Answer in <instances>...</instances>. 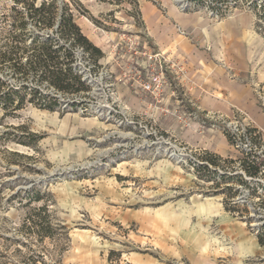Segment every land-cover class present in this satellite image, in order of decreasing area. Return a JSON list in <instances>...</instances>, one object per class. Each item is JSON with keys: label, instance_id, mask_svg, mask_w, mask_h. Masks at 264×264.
I'll use <instances>...</instances> for the list:
<instances>
[{"label": "rangeland", "instance_id": "obj_1", "mask_svg": "<svg viewBox=\"0 0 264 264\" xmlns=\"http://www.w3.org/2000/svg\"><path fill=\"white\" fill-rule=\"evenodd\" d=\"M75 1L76 23L103 53L95 60L75 49V72L87 76L81 79L84 90L57 91L0 67L9 87H37L55 98L53 110L26 103L14 117H2L0 109V264H194L191 258L197 264H264L261 243L255 255L230 263L231 241L221 228L226 217L259 241L250 230L255 219L249 212L264 205L233 204L237 192L226 187L223 175L207 165L198 172L190 168L194 158L233 171L243 157L233 152L216 156L212 164L209 153L169 129L175 120L197 119L198 112L183 102V112L169 108L156 115L159 110L145 108L137 94L128 99L116 87L119 81L129 88L134 80H146L154 69L148 55L160 52L166 58L164 45L173 36L194 37L216 58L246 61V80L257 87L264 115V0H202L201 8L185 11L174 0H137L136 9L127 1ZM215 1L224 8L217 18L202 8ZM10 4L0 0V35L5 32L1 15ZM47 33L57 35L52 29ZM164 87L179 96V75L165 73ZM101 95L112 117L94 109L102 104ZM236 112L201 117L224 121ZM244 116L264 143V128ZM216 127L222 123L202 122L198 128ZM12 136L33 145L17 144Z\"/></svg>", "mask_w": 264, "mask_h": 264}, {"label": "crops", "instance_id": "obj_2", "mask_svg": "<svg viewBox=\"0 0 264 264\" xmlns=\"http://www.w3.org/2000/svg\"><path fill=\"white\" fill-rule=\"evenodd\" d=\"M164 47L172 71L179 75L181 94L175 96V91L164 87L158 96H154L136 88L139 82L134 80L129 88L122 86L119 81L116 86L121 90L119 95L133 99L135 96L131 94H137L135 99L141 100L140 103L145 108L159 110L155 111L156 115L169 111V108L183 112L186 104L189 109L198 112L200 117L197 119L186 117V124L175 120L169 125L175 137L214 156L231 157L234 151L220 127L203 130L198 127L202 122L209 123L201 117L206 113L230 116L233 112L240 111L264 128V115L258 104L257 87L246 80L248 72L246 61L235 58L234 61L227 59L225 62L216 58L214 54L204 50L194 37L175 35ZM183 102L185 104H182ZM221 222V228L228 231L231 241L226 254L229 255L227 258L230 263L239 262L240 259L257 253L260 242L254 236L246 235L243 227L227 220L226 217ZM203 259L210 261V257ZM190 261L198 263L196 258H191Z\"/></svg>", "mask_w": 264, "mask_h": 264}, {"label": "trees", "instance_id": "obj_3", "mask_svg": "<svg viewBox=\"0 0 264 264\" xmlns=\"http://www.w3.org/2000/svg\"><path fill=\"white\" fill-rule=\"evenodd\" d=\"M99 1L116 5L127 1L134 9L138 7L137 0ZM10 2V6L1 15L5 32L0 35V67L8 66L17 77L36 78V81L57 91L84 90L81 76L75 72L73 65L75 49L81 48L90 52L95 60L101 58L103 53L83 35L76 23L72 6L79 7L77 1L72 0V5L67 0H10ZM262 5L264 7V1ZM51 29L56 32V36L47 33ZM26 103L53 110L55 98L37 87L30 88L24 84L9 87L0 78L2 117H14ZM10 139L17 144L33 145L21 140L18 136H12ZM206 158L212 164L216 163L214 160L216 156L208 154ZM241 165L248 174H254L258 167L254 160H250V157L242 160ZM197 167L198 172L199 168H206V165ZM223 178L225 181L236 180L234 176H223ZM34 199L39 200V198ZM39 210L46 211V206H41ZM33 223L38 231L44 230L40 220H33ZM40 233L42 236V232Z\"/></svg>", "mask_w": 264, "mask_h": 264}, {"label": "built area", "instance_id": "obj_4", "mask_svg": "<svg viewBox=\"0 0 264 264\" xmlns=\"http://www.w3.org/2000/svg\"><path fill=\"white\" fill-rule=\"evenodd\" d=\"M177 4L178 8L181 11L190 10L192 8H201L203 5L202 0H174ZM223 4L215 3L206 4L202 7L209 16L212 17H220L224 12V8H222ZM179 34L185 35V30L179 29ZM148 59L151 60L154 66L153 71L146 77V80L141 82L140 88L143 92L150 93L154 96H158L163 88V84L165 83V73L172 72V68L170 67L169 61L161 54L160 52H155L148 55ZM82 75V80L87 81V76L79 71ZM102 91L103 90H99ZM101 105H95L93 108L98 112L99 115H105V117L110 115L111 111H109V105L107 102V98L101 95ZM207 120L211 122V126H217V122L222 123V130L224 135L227 137L228 142L235 153L243 158L236 159V166L234 170L231 171L229 167H226V170H220L218 168L214 169L208 162H200L192 158L194 163L190 168L194 170V167L198 165H207L209 168L217 171L219 175L223 176H234L236 177L235 181H226V187L233 188L234 192H237V195L231 198V202L233 204L245 203L251 204L256 203L258 205H264V143H259L258 135L248 122H246V117L242 112H236L231 118L228 120H216L213 119V116L208 118ZM127 122V119H125ZM123 121L119 120V123ZM205 123V122H203ZM250 160H254L258 163L257 170L254 174H248L246 169L240 164L242 160L245 158ZM261 160V162L259 161ZM255 162V163H256ZM213 183V181H211ZM250 217H254V222H249L250 230L256 237H259V241L262 245H264V207L252 208L249 212ZM245 218V217H244Z\"/></svg>", "mask_w": 264, "mask_h": 264}]
</instances>
